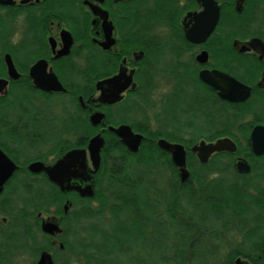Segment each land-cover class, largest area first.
<instances>
[{
    "label": "flooded vegetation",
    "instance_id": "flooded-vegetation-1",
    "mask_svg": "<svg viewBox=\"0 0 264 264\" xmlns=\"http://www.w3.org/2000/svg\"><path fill=\"white\" fill-rule=\"evenodd\" d=\"M13 1L12 7L0 5V25L4 30L0 79L8 81L7 89L0 93V151L16 167L0 185V264H13L14 258L28 254L35 260L31 250L35 240L49 249L40 252L37 262L43 252H48L53 261L57 255L61 264H76L73 254L63 258L56 251L65 248L64 223L71 220L74 203H89L76 192H61L44 172L34 174L28 169L33 163L49 167L60 158V135L64 136L60 129L67 116L75 112L71 98L76 84L82 87L78 90L84 91L77 95L79 117L99 130L94 136L104 137L109 127L126 125L145 140L133 125L149 124L155 130L160 116L161 127L168 137L159 140L183 145L188 154L186 144L192 148L201 142L211 144L226 138L236 144L229 136L218 135L220 129L229 130L226 120L235 104L222 100L220 92L204 82L203 76L218 72L232 77L252 89L247 102L253 98L264 100V88L257 87L264 76V55L255 51L240 54L234 48L235 41L260 39L264 43V0H214L220 8L218 24L204 39L198 35L197 43L191 42L187 34L194 29L203 31L202 14L206 8L199 0ZM238 4L241 12L237 11ZM235 14L243 21L242 36H236L231 25ZM15 38L18 42L14 43ZM6 55L12 58L18 80L8 75ZM36 65H40L37 73L40 79L48 80L55 75L66 91L46 92L36 88L31 77V69ZM118 76L131 81L129 88L118 103H101L97 83ZM14 97L23 100L24 105L12 106ZM189 98L192 103H188ZM95 113L105 116L104 124L98 127L90 122ZM247 145L253 155L249 138ZM166 154L172 162L170 154ZM254 157L264 167V156ZM240 158L251 166L250 174H238L236 164ZM210 161L199 163L207 166ZM233 163L235 173L224 174L223 182L241 184L242 179L235 176H249V180L259 184L264 198V180L257 178L259 174L251 178L253 164L249 159L235 156ZM5 165L10 172L11 164L0 162V176L5 174ZM187 167L190 171L188 155ZM260 176L264 177V172ZM178 177L181 184H186L181 182L179 170ZM43 223L56 224L61 234L54 237L45 234ZM72 234L73 231L71 238ZM11 239L15 246L22 245L21 249L6 250ZM263 239L264 235L262 256ZM26 243L29 250L24 247ZM237 259L249 262L243 256Z\"/></svg>",
    "mask_w": 264,
    "mask_h": 264
},
{
    "label": "trees",
    "instance_id": "trees-1",
    "mask_svg": "<svg viewBox=\"0 0 264 264\" xmlns=\"http://www.w3.org/2000/svg\"><path fill=\"white\" fill-rule=\"evenodd\" d=\"M242 23L235 14L231 25L236 36H242ZM3 33L0 25V44ZM2 68L0 61V76ZM77 88L82 87L76 84L71 98L75 112L60 129L64 136L60 135L58 158L72 149L86 148L87 140L99 131L79 117L77 95L84 91ZM23 103L14 97L11 105L20 108ZM157 123L155 130L149 124L133 125L146 137L137 154L129 152L114 134L104 132L106 144L95 197L85 200L89 205L74 203L71 220L64 223L65 248L57 254L63 258L73 254L76 264H234L239 256L252 264H264L261 187L249 176H235L242 179L241 184H227L221 178L235 173L233 158L242 156L253 164L252 175L259 174L257 178L264 180L260 176L264 167L247 145L252 127L264 124V100L253 98L233 105L226 120L229 130H218L220 137L229 136L236 142V155L216 154L209 165H201L186 144L191 172L186 184L180 183L178 170L157 146L159 138L168 137L160 116ZM72 136L76 138L70 141ZM57 194L61 197L60 191ZM95 202L98 207L92 206ZM7 244L10 252L22 247L15 246L13 239ZM31 250L36 260L42 250L49 251L36 240ZM54 261L62 262L57 255Z\"/></svg>",
    "mask_w": 264,
    "mask_h": 264
},
{
    "label": "water",
    "instance_id": "water-1",
    "mask_svg": "<svg viewBox=\"0 0 264 264\" xmlns=\"http://www.w3.org/2000/svg\"><path fill=\"white\" fill-rule=\"evenodd\" d=\"M206 8L202 14V32L197 30L190 31L188 39L197 43L198 35H202V39L207 37L217 26L220 18V8L214 0H199ZM2 6H15L13 0H0ZM241 6L238 4L237 11L241 12ZM201 33V34H199ZM235 50L244 54L246 52L255 51L264 55V43L260 39H253L249 42L235 41ZM5 63L8 75L13 80H18L19 75L14 66L12 58L5 56ZM40 65H36L31 69V77L34 80L36 88L46 92H65L66 90L59 82L55 75L49 76L48 80H42L37 76ZM203 81L214 86L220 93L222 100L233 104H242L247 102L252 95V89L236 79L215 72L210 75L204 74ZM130 80H124L122 76L112 78L97 83V91L101 92L100 102L106 105H113L121 100V95L130 86ZM8 86V81L0 79V93H3ZM259 89L264 88V76L258 83ZM105 116L102 113H95L91 116L90 122L94 127L104 124ZM108 131L120 139L127 150L133 154H137L141 148L144 137L135 134L129 126L123 125L118 128L109 127ZM251 151L254 156H264V126L257 125L253 128L250 137ZM106 141L101 134L92 137L86 149H74L62 157H60L53 165L46 167L42 163H33L29 166V171L34 174L44 172L48 179L56 185L61 192H76L81 198L92 199L96 194L97 175L101 167V154ZM160 150L170 154L173 165L179 170V176L182 183H187L191 178V173L187 167V151L183 145L172 144L165 139L157 141ZM192 153L196 154L201 164H207L211 157L216 154H236L237 145L229 138L220 139L215 143L207 144L201 142L191 148ZM2 158V159H1ZM3 160V161H1ZM0 162L11 164L10 172L5 165V174L0 176V185L5 183L10 175L15 171V165L7 159L0 151ZM236 170L240 175H248L251 173L249 163L240 158L236 164ZM68 206H66V210ZM42 231L50 236L61 234V229L53 223H43ZM264 243V239H263ZM37 264H55L50 253L43 252ZM235 264H250L247 261L237 259Z\"/></svg>",
    "mask_w": 264,
    "mask_h": 264
},
{
    "label": "rangeland",
    "instance_id": "rangeland-1",
    "mask_svg": "<svg viewBox=\"0 0 264 264\" xmlns=\"http://www.w3.org/2000/svg\"><path fill=\"white\" fill-rule=\"evenodd\" d=\"M15 42H18V38H15L14 39V43ZM60 101H64L65 99L64 98H60L59 99ZM189 102H193V99H191V98H189L188 99V103ZM67 103V102H66ZM193 105H194V103H193ZM65 118V117H64ZM221 177V176H220ZM251 178L252 179H255L256 178V174H253V175H251ZM92 206L93 207H98L99 205H98V203H93L92 204ZM105 219L107 220V219H109V215H106V217H105ZM102 221H104V219L103 220H99V222H98V224L99 225H102L101 223H102ZM238 238V237H237ZM240 238V237H239ZM238 238V239H239ZM27 246L28 247H26V249H30V245H28L27 244ZM13 264H33L35 261H36V258H35V260L33 259V256H31L30 254H28V255H25V256H22V257H19V258H14L13 260Z\"/></svg>",
    "mask_w": 264,
    "mask_h": 264
},
{
    "label": "bare ground",
    "instance_id": "bare-ground-1",
    "mask_svg": "<svg viewBox=\"0 0 264 264\" xmlns=\"http://www.w3.org/2000/svg\"><path fill=\"white\" fill-rule=\"evenodd\" d=\"M242 24H243V23H242ZM241 35H242V34H241ZM245 103H246V102H245ZM38 261H39V260H38ZM36 262H37V261H36ZM235 262H236V260H235ZM235 262H234V264H235ZM37 263H38V262H37ZM37 263H36V264H37ZM54 263H55V262H54Z\"/></svg>",
    "mask_w": 264,
    "mask_h": 264
}]
</instances>
